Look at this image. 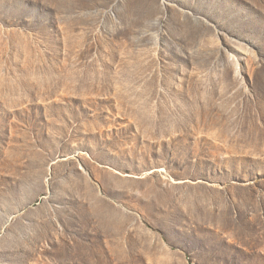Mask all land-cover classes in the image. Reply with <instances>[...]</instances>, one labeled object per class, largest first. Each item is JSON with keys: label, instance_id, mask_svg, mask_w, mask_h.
Listing matches in <instances>:
<instances>
[{"label": "rangeland", "instance_id": "obj_1", "mask_svg": "<svg viewBox=\"0 0 264 264\" xmlns=\"http://www.w3.org/2000/svg\"><path fill=\"white\" fill-rule=\"evenodd\" d=\"M0 264H264V0H0Z\"/></svg>", "mask_w": 264, "mask_h": 264}]
</instances>
